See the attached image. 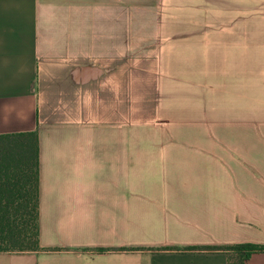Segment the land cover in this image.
Returning <instances> with one entry per match:
<instances>
[{
	"label": "crops",
	"instance_id": "obj_1",
	"mask_svg": "<svg viewBox=\"0 0 264 264\" xmlns=\"http://www.w3.org/2000/svg\"><path fill=\"white\" fill-rule=\"evenodd\" d=\"M22 132L40 250L0 264L264 246V0H0V135Z\"/></svg>",
	"mask_w": 264,
	"mask_h": 264
},
{
	"label": "trees",
	"instance_id": "obj_2",
	"mask_svg": "<svg viewBox=\"0 0 264 264\" xmlns=\"http://www.w3.org/2000/svg\"><path fill=\"white\" fill-rule=\"evenodd\" d=\"M38 137L36 132L0 135V253L38 251ZM228 264H243L264 246L213 248Z\"/></svg>",
	"mask_w": 264,
	"mask_h": 264
},
{
	"label": "rangeland",
	"instance_id": "obj_3",
	"mask_svg": "<svg viewBox=\"0 0 264 264\" xmlns=\"http://www.w3.org/2000/svg\"><path fill=\"white\" fill-rule=\"evenodd\" d=\"M174 3V2H173ZM171 14H173L174 15V11L173 12H171ZM160 128V127H159Z\"/></svg>",
	"mask_w": 264,
	"mask_h": 264
}]
</instances>
